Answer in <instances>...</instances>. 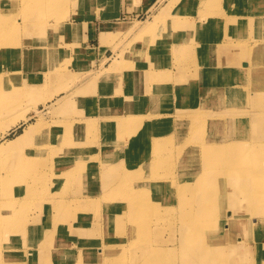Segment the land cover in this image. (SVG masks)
I'll list each match as a JSON object with an SVG mask.
<instances>
[{
    "label": "rangeland",
    "instance_id": "rangeland-1",
    "mask_svg": "<svg viewBox=\"0 0 264 264\" xmlns=\"http://www.w3.org/2000/svg\"><path fill=\"white\" fill-rule=\"evenodd\" d=\"M217 3L212 17L240 19L241 30L249 22L234 33V44L239 50L244 42L250 67L262 66L264 0ZM164 9L180 21L204 10L199 0H0V264H215L218 251L230 262L228 241L207 248L204 241L215 235L197 231L185 247L181 228L194 218L192 198L202 196L204 172L216 176L222 162L264 167V152L246 162L237 157L250 152L245 144L252 137L263 140L264 121L256 116L264 74H233L235 88L249 79L246 96L243 88L226 95L208 77L205 85L196 81V65L185 61L189 52L177 50L194 48L197 39L192 32L170 39L182 23L160 22ZM104 20L111 33L101 47ZM134 33L146 38L128 43ZM231 38L221 31L209 40L226 48ZM152 41L169 52L150 64L143 48ZM33 128L35 134L9 146ZM37 138L36 154L10 163ZM215 147L221 154L213 155ZM245 183L264 188V174ZM203 220L211 219L190 225L204 227ZM257 224L238 225L231 238L264 245V223ZM261 253L256 260L246 253L242 264H256Z\"/></svg>",
    "mask_w": 264,
    "mask_h": 264
},
{
    "label": "bare ground",
    "instance_id": "bare-ground-1",
    "mask_svg": "<svg viewBox=\"0 0 264 264\" xmlns=\"http://www.w3.org/2000/svg\"><path fill=\"white\" fill-rule=\"evenodd\" d=\"M260 1L261 0H254V4L256 3L259 5ZM199 2L202 5L204 10L201 14H199L198 18L195 20H190L187 18L186 20H181L182 21L181 22L178 19H175L172 17H166L167 12L164 9L161 14L162 19H160L159 21L160 22L163 21L164 24L166 22V25L168 23L170 24H181L182 23V26H180L181 29L176 28V31L174 30L173 34L169 33L170 39L176 38V39L184 40V35H187L188 32L189 33L192 32L194 37L197 39V41L194 44L195 45L194 48L190 49L187 45H184L182 46V49L177 50L178 54L183 49H186L189 52L190 57L189 58L185 57V61L196 65V68H195L197 71V75H195L196 81L202 82V84L205 85V77H208L210 78V83H211L210 85L219 86L223 88L224 93L226 95L229 94L231 90H233V92L235 91L241 92L240 89H236V88H243L245 93H242V92L241 93L244 96H246L247 94L246 87L247 85H249V79L246 77L245 82L247 83L244 86L238 85L235 88L232 83L234 80H236L238 75L235 77L233 74H243L244 76L250 75L253 79H256L258 74H264V62L262 66L258 68L250 67L248 63L249 60L247 59L246 56L251 58L252 55L251 53L248 54V51L244 47V42L242 44L240 42L237 43L238 48H239L237 52V46L234 43L237 42L236 37H238V35H234V33L235 32L240 33L241 24L243 23L242 20L239 19V20L234 21V23H232L231 17L229 16L224 17V18L212 17L216 14V12L218 11L220 7V5H218L217 3V0H199ZM244 22L245 24L241 32H244L247 29L246 23H249V22H246V20ZM184 23H187V25H184ZM209 23H211L212 25H209ZM250 23L256 24L258 23V21L257 19H251ZM224 24L226 27H224ZM221 31H225L228 36L233 35V39L231 38L229 40L228 46H226V48H224V46H222L221 43L214 44L213 41L209 40V37L211 36L212 33L221 32ZM138 34L139 33H134L133 37L129 40L128 43L135 44L136 42L143 41V39L146 38V36L144 37ZM200 37H203L204 39L203 42L199 40ZM260 38L264 39V36H260ZM186 39H191V38L186 37ZM240 40H242V38H240ZM152 45H153V41L151 42L150 47H146L144 45V48H143L145 50L143 53L146 52V54L148 55L150 64L154 63V57H157L156 55L159 52H163V53L169 52L168 48H166L164 44L156 43L154 45L156 48H153L154 46ZM236 52L238 55L237 57L238 64L234 65L235 64L234 55ZM101 53H103V50L101 51ZM121 53L123 54V51ZM171 53L174 55L173 52ZM209 54L215 55V57H213L214 59L210 58ZM178 62L181 63V60L179 59ZM200 68H204L205 74L203 75L198 74V71ZM1 74H4V71H1ZM152 74L153 73H151V76ZM231 77L234 80H230ZM259 77L261 78L260 75H258V78ZM139 78H141L140 74H139ZM167 81L169 80L168 79L162 80V82H167ZM254 86H255V83L253 84L252 87ZM154 87L156 88L158 87V85H155ZM216 93L218 95L221 94L220 91ZM257 93L260 94V96L264 98V86H261V88L259 89ZM226 104L227 102H224V106H226ZM231 106H228L227 110L231 111V109H235L234 108L235 105H231ZM221 107L217 106L214 108V110L218 111ZM224 108L226 109V107ZM257 111L261 115V116H256L258 121L260 119L264 121V103L262 104V106L259 105V108H257ZM17 121H18L17 119L13 120L11 121L10 124L14 125ZM10 124H8L7 126H9ZM28 131L29 132L24 131L22 133L17 134V136L15 137L16 140L14 142L10 141L9 143H12V144H9V146L23 142L25 138L31 137L36 132L34 128ZM261 137L263 138V140H261L260 142H257L255 138L253 137L252 139L248 140L245 146L251 148L250 152L247 154L243 153L244 156H242L241 155L242 153H241L237 157H239L241 161H245V160L247 161L249 159L251 160L253 158H257L258 154H261L262 152H264V131L262 132ZM30 144L22 152H19V154H16L14 157H12V160L10 161V163L15 165L16 162H18V160H20L23 156L29 157V155L36 154L34 151L40 150V147L42 146V141L40 140V138H37L36 141L30 142ZM218 148L219 147L213 148L214 156H215V153L217 152L221 154V150H223V148L219 150ZM169 150L172 151V149H169ZM15 166H19V165H15ZM220 166L224 170L220 171L216 176H213L207 179V176H206L207 172L206 173L204 172L202 174L201 176V182H203L201 184L202 196L197 197L196 195L192 198L193 206H191V211H194V213H192L190 216L194 218H192V220L191 219L186 220L185 221V223H187L186 226L181 228V230H183V234L180 235V243L184 244L185 247H188V244H190L189 242L190 240L197 239L194 236V233L197 231H201V232H204L205 234L215 235L214 240H211L209 236L207 240L204 241V247L211 248L214 245H217L219 243H227L228 241L227 244H229V251L227 252V254L229 256L230 262L227 263L224 260V257L222 256V252L218 251L217 256L219 258H217L216 260L217 263L215 264H242L247 261V258H245L246 253H252L251 256L256 260L258 257L256 254V251L264 248V245L261 244L259 240L255 241L253 239L254 240L253 243L255 247H250L249 245H247L248 247L247 248L243 241L244 239L238 238L240 242H237V241H234L233 238L231 237H236L239 235L238 225L240 224H244L249 227L250 226L257 227L259 226V224L257 223L259 222L264 223V188L254 191L252 188H249L248 186H246V183H245V181L247 180L252 181L253 178L262 177L264 174V167L259 164L252 165L250 163L241 165V163H238V161L234 162L233 164H225L224 162H222ZM130 176H133V175L131 174ZM129 180L132 181L131 179ZM196 184H199L198 181ZM182 186L183 187L185 186L184 182H182ZM179 191L180 192H185V191L193 192L194 189L181 188L179 189ZM134 200L136 204V198H134ZM186 216H189V215L187 214ZM252 216H257V217L254 218ZM199 217H206V218H210L211 220L200 221L201 225L204 227L193 228L190 225V223L193 222V219L197 218L199 220ZM215 223H222L224 225L223 226L222 224L215 225ZM143 231H146V230L143 229ZM201 241L202 239L200 240V242ZM210 241L214 242L213 245H206V244H209ZM254 249H256V251H254ZM252 250L254 251V253L252 252ZM200 254L203 259V254L201 252ZM147 258L148 256H145L143 258V261L145 262ZM232 259L234 260V263L231 262ZM254 259H252V264H254ZM257 261H256V264H264V254L263 253H261ZM183 264H206V263H203V260L195 262L190 259V261H184Z\"/></svg>",
    "mask_w": 264,
    "mask_h": 264
},
{
    "label": "crops",
    "instance_id": "crops-1",
    "mask_svg": "<svg viewBox=\"0 0 264 264\" xmlns=\"http://www.w3.org/2000/svg\"><path fill=\"white\" fill-rule=\"evenodd\" d=\"M108 22H109V20L102 21L101 22L102 26L99 28L100 30L98 31V35H100V38H101V47H102V45L104 47V44L102 42H104L107 39L109 33H111V32H109V30H111V28L109 26H107ZM118 28L120 29L121 27H118ZM237 52H238V50H237ZM237 52L234 55L235 65L238 64L237 63V57H238Z\"/></svg>",
    "mask_w": 264,
    "mask_h": 264
}]
</instances>
